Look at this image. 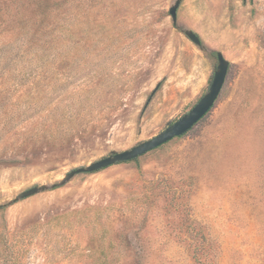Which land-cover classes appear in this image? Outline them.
Returning a JSON list of instances; mask_svg holds the SVG:
<instances>
[{
  "label": "rangeland",
  "instance_id": "obj_1",
  "mask_svg": "<svg viewBox=\"0 0 264 264\" xmlns=\"http://www.w3.org/2000/svg\"><path fill=\"white\" fill-rule=\"evenodd\" d=\"M176 1L0 0V48L38 10L31 23L54 40L34 66L0 50V234L5 219L16 264H264V0H181L174 23ZM217 53L224 87L184 136L13 202L178 121ZM67 113L91 134L40 139L43 118Z\"/></svg>",
  "mask_w": 264,
  "mask_h": 264
},
{
  "label": "water",
  "instance_id": "obj_2",
  "mask_svg": "<svg viewBox=\"0 0 264 264\" xmlns=\"http://www.w3.org/2000/svg\"><path fill=\"white\" fill-rule=\"evenodd\" d=\"M181 0H177L176 3L170 8L169 13L174 23H177V13L180 7ZM186 37L196 46L200 47L202 42L200 37L193 31L186 30ZM217 68L214 73L212 83L209 87L208 92L199 100L194 108L185 114L175 123L169 125L165 130L154 138L145 141L130 150L113 153L108 157L102 158L96 162L89 164L86 167L74 169L67 173L62 180L58 183L52 184L51 186L40 185L34 186L22 193H20L13 202H19L33 197L39 193L47 191L49 188L57 189L61 186L66 185L74 177L81 174H94L100 172L117 164L134 161L146 154L160 148L161 146L171 142L172 140L182 137L188 133L195 125H197L214 107L218 100L220 93L224 87L228 71L229 62L223 57L221 53H217Z\"/></svg>",
  "mask_w": 264,
  "mask_h": 264
},
{
  "label": "trees",
  "instance_id": "obj_3",
  "mask_svg": "<svg viewBox=\"0 0 264 264\" xmlns=\"http://www.w3.org/2000/svg\"><path fill=\"white\" fill-rule=\"evenodd\" d=\"M38 13L43 14L42 10L34 11L33 16H30L25 18L22 21V37L20 38V41H15V43H7L4 44L0 50L2 52H9V62H7V65L10 63H14V65H21L23 63V60H18L19 56L24 58L27 54H32V57L29 58L27 61H25L26 65L34 66V58H38L40 53L43 51H47L49 48H51L52 41L49 39V33H44L46 29L48 28H42L41 24L38 27H35L34 24L31 22L32 19L37 16ZM50 13H54V11L49 9L48 12L45 13V16H49ZM33 17V18H32ZM32 20V21H31ZM42 23V22H40ZM44 33V34H43ZM45 50V51H44ZM22 51V54H21ZM46 54V53H45ZM55 116V117H54ZM53 118L46 117L43 118L44 122H48L47 124H42L38 128V136L40 139H46L48 141L52 140V142L55 144V146L60 148H69L72 144V140L75 136V133H77L78 138H86L87 135L89 136L90 130L87 128V123L82 126V123H80V118H78L77 114L73 113H67V114H61L60 117H56L57 115H54ZM80 127V128H79ZM98 132H101L104 134L105 131V125L99 126ZM184 136V135H183ZM38 137V138H39ZM139 159V158H138ZM138 159L134 160L137 161ZM132 162V161H131ZM5 206L0 207V211L5 210ZM3 215V214H2ZM4 219V217H3ZM4 221V228L2 229V232L0 234V244L3 252H5V257L3 258L5 260V263L16 264V258H14V253L11 248V244L9 243L8 237L6 236V227H5V219ZM7 252V254H6Z\"/></svg>",
  "mask_w": 264,
  "mask_h": 264
}]
</instances>
